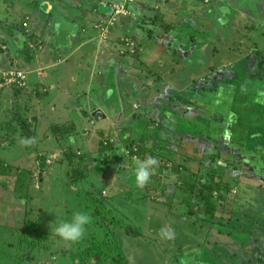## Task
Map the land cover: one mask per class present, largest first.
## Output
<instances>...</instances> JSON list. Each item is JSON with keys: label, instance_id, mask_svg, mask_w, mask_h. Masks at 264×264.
<instances>
[{"label": "rangeland", "instance_id": "obj_1", "mask_svg": "<svg viewBox=\"0 0 264 264\" xmlns=\"http://www.w3.org/2000/svg\"><path fill=\"white\" fill-rule=\"evenodd\" d=\"M59 20L100 54L86 117L40 106ZM10 70L26 77L0 89V264H80L86 249L90 264H264V0H0L1 81ZM76 211L91 223L62 241L54 228Z\"/></svg>", "mask_w": 264, "mask_h": 264}, {"label": "crops", "instance_id": "obj_2", "mask_svg": "<svg viewBox=\"0 0 264 264\" xmlns=\"http://www.w3.org/2000/svg\"><path fill=\"white\" fill-rule=\"evenodd\" d=\"M58 22L59 27L56 29L54 36H61V38L55 40L56 54L53 55V58L49 59L47 63H43L45 67L42 68V74L37 76L38 81L36 82H38L40 88H42V91L39 93L40 106L47 110V113L52 112L56 115H61L63 111H70L71 114L69 117H72V111L74 112L75 106H77L79 111L76 112H79L81 117H86L92 112L90 103H92L91 98H94V93L91 89H94L92 87L95 85L94 74L93 78L90 76L91 74L88 75L91 70H89V68L91 64H94V60H97L95 56H99L100 54L95 55L94 52H91V49H87L86 51L82 50L78 43L79 35H73L70 31L64 36V34H62L63 21L59 20ZM63 39L67 41L66 44H62V42H64ZM68 54H70L69 58L65 56ZM92 54H94L93 60H91ZM64 56L65 59H63ZM78 59L79 61L81 59V62L77 61ZM56 60H58L59 63L55 62ZM82 61H84V63ZM85 63L90 64H87V66ZM96 66L92 69H96ZM84 71L86 72L87 78L85 77ZM37 78H34V82ZM39 114H41V111H39ZM70 120H72L78 128L79 124L76 119ZM59 150H61L59 146L53 149L55 152ZM47 152H50V150Z\"/></svg>", "mask_w": 264, "mask_h": 264}, {"label": "clouds", "instance_id": "obj_3", "mask_svg": "<svg viewBox=\"0 0 264 264\" xmlns=\"http://www.w3.org/2000/svg\"><path fill=\"white\" fill-rule=\"evenodd\" d=\"M226 11V10H222ZM223 23V20L220 21ZM220 101L217 100V103ZM256 103H264V91L259 92ZM233 113H230L227 119V124L231 125L234 121ZM225 137L229 135L227 128L224 133ZM28 140H22L21 143H29ZM157 161L153 158H147L144 160H137L135 162V177H136V184L139 187H143L144 184L149 180L151 172L156 165ZM91 216L88 213L76 211L72 214L71 218L65 221L58 223L55 228L54 232L56 235L65 242L68 243H75L82 239L86 232V226L91 223ZM160 236L164 239H171L173 233L171 230H161Z\"/></svg>", "mask_w": 264, "mask_h": 264}, {"label": "trees", "instance_id": "obj_4", "mask_svg": "<svg viewBox=\"0 0 264 264\" xmlns=\"http://www.w3.org/2000/svg\"><path fill=\"white\" fill-rule=\"evenodd\" d=\"M243 96L247 97L244 93L241 95L240 101L238 102V114L236 115L234 125L230 126L231 135L237 136L240 142L244 141L247 136V126L249 124L248 116L252 112V107L247 105L246 103V101L248 100V97L242 98ZM70 129L72 128L71 127L68 128L67 126H65L62 128L61 133L64 134L68 132ZM210 217H212V215H210ZM89 255H90V252L88 249H86V252H84L83 255L79 256V259L81 261L80 264H90Z\"/></svg>", "mask_w": 264, "mask_h": 264}, {"label": "built area", "instance_id": "obj_5", "mask_svg": "<svg viewBox=\"0 0 264 264\" xmlns=\"http://www.w3.org/2000/svg\"><path fill=\"white\" fill-rule=\"evenodd\" d=\"M130 2L126 1L125 4H116L113 6V15L109 19L108 23L105 26H102L100 29V32L102 36L107 35L108 33L112 31L113 24L116 20V15H119L121 13H125V8L126 11H128V8H133ZM110 31V32H109ZM108 34V35H109ZM3 78L2 81L0 80V89L5 86H11V87H16V88H22L25 85V74L21 71H4L3 73Z\"/></svg>", "mask_w": 264, "mask_h": 264}, {"label": "water", "instance_id": "obj_6", "mask_svg": "<svg viewBox=\"0 0 264 264\" xmlns=\"http://www.w3.org/2000/svg\"><path fill=\"white\" fill-rule=\"evenodd\" d=\"M96 118H98V117H96Z\"/></svg>", "mask_w": 264, "mask_h": 264}]
</instances>
